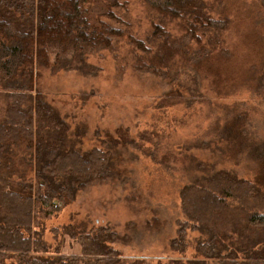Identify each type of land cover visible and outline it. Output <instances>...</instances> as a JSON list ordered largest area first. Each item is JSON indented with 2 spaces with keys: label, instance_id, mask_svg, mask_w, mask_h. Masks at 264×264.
<instances>
[{
  "label": "trees",
  "instance_id": "1",
  "mask_svg": "<svg viewBox=\"0 0 264 264\" xmlns=\"http://www.w3.org/2000/svg\"><path fill=\"white\" fill-rule=\"evenodd\" d=\"M122 1L0 0V264H121L120 254L110 246L120 239L110 227L87 231L68 224L54 228L55 239L61 234L81 250L79 255H64L58 244L49 256L51 247L42 240L43 222L72 203L78 192L112 176V150L119 145L134 147L165 169L178 159L170 151L158 155L163 135L156 129L132 137L128 129L119 127L112 134L105 132L99 147L81 151L77 144L82 135L72 132L65 118L36 90L39 66H50L55 72L81 69L85 54L113 52L115 43L125 37V31L114 25L119 23L115 9ZM140 1L157 17L146 41L131 34L126 37L134 54L132 67L176 85L162 95L159 107H190L200 95L187 97L180 87L188 81L196 84L195 78L181 79L191 73L186 70L172 74V61L178 56L185 67L202 70L203 60L225 53L222 34L229 21L214 19L201 0ZM259 1L264 7V0ZM168 22H177L182 34L170 33ZM208 69L217 79L218 69ZM248 121L247 114L241 113L222 126L218 137L230 155L245 148L249 151ZM255 151L264 176V140ZM30 168L33 177L27 178ZM261 187L226 170L197 176L183 186L179 197L184 219L177 224L169 247L184 254L189 246L187 232H197V259L166 264H264ZM129 264L150 263L133 259Z\"/></svg>",
  "mask_w": 264,
  "mask_h": 264
},
{
  "label": "rangeland",
  "instance_id": "2",
  "mask_svg": "<svg viewBox=\"0 0 264 264\" xmlns=\"http://www.w3.org/2000/svg\"><path fill=\"white\" fill-rule=\"evenodd\" d=\"M201 1L208 6L210 16L216 20L226 18L229 27L222 34L225 53L214 60H203L202 70L192 65L185 67V61L178 56L172 61V74L186 70L191 73L181 79L195 78L196 87L190 81L180 87L187 97L200 95L190 107H159L162 95L176 85L170 79L132 67L134 54L126 37L131 34L136 40L146 41L157 17L140 0H123L115 9L119 23L114 25L125 31V37L115 43L113 52L85 54L81 69L55 72L50 66L37 67L36 90L65 118L72 132L82 135L77 144L81 151L99 147L105 132L112 134L122 127L132 137L143 130L156 129L163 135L158 155L166 151L178 155L172 167L165 169L130 145L114 148L112 176L78 192L72 203L43 222L42 240L51 247L49 256L58 244L62 254L79 255L81 249L76 242L61 234L56 239L53 236L52 229L71 224L87 231L110 227L120 239L110 246L120 254L121 264L133 259L150 264L197 259V232H187L189 246L184 254L169 247L176 237L177 224L184 219L180 189L195 177L215 170L231 171L264 185L255 151L264 140V7L259 0ZM177 24L168 22L166 28L180 36ZM206 68L218 69V78L208 74ZM241 113L247 114L249 120V151L245 148L230 155L218 134L228 119ZM144 147L153 148L149 144ZM26 177H33L32 168Z\"/></svg>",
  "mask_w": 264,
  "mask_h": 264
},
{
  "label": "bare ground",
  "instance_id": "3",
  "mask_svg": "<svg viewBox=\"0 0 264 264\" xmlns=\"http://www.w3.org/2000/svg\"><path fill=\"white\" fill-rule=\"evenodd\" d=\"M62 66V65H61ZM58 70V69H57ZM21 94V93H20ZM176 98V97H175ZM200 101V100H199ZM222 135V134H221ZM206 229H208V228H206Z\"/></svg>",
  "mask_w": 264,
  "mask_h": 264
}]
</instances>
